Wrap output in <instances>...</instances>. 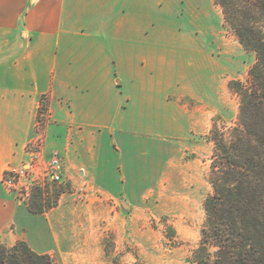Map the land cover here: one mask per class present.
I'll use <instances>...</instances> for the list:
<instances>
[{"label":"crops","instance_id":"0c3cea01","mask_svg":"<svg viewBox=\"0 0 264 264\" xmlns=\"http://www.w3.org/2000/svg\"><path fill=\"white\" fill-rule=\"evenodd\" d=\"M176 5L0 0L1 243L25 241L55 264H103L104 236L126 240L164 166L181 165L184 143L207 136L208 105L180 101H199L190 86L209 74L199 71L197 34L171 26ZM35 140L45 159H61L72 188L43 213L2 183L7 169L27 165Z\"/></svg>","mask_w":264,"mask_h":264},{"label":"trees","instance_id":"16d2710c","mask_svg":"<svg viewBox=\"0 0 264 264\" xmlns=\"http://www.w3.org/2000/svg\"><path fill=\"white\" fill-rule=\"evenodd\" d=\"M215 3L225 28L255 54V61L247 84L228 82L238 98L233 124L220 127L216 119L207 134L212 143L210 192L203 200L204 220L190 259L194 264H264V0ZM49 187L30 188L25 202L31 212L43 213L57 205L62 190ZM172 233L168 228L165 238L171 239ZM0 264L55 262L19 240L10 247L0 242Z\"/></svg>","mask_w":264,"mask_h":264},{"label":"rangeland","instance_id":"374dc122","mask_svg":"<svg viewBox=\"0 0 264 264\" xmlns=\"http://www.w3.org/2000/svg\"><path fill=\"white\" fill-rule=\"evenodd\" d=\"M175 1L177 18L170 22L171 26L197 34L196 38L193 36L192 42L194 38L198 39L193 46L199 48V64L206 67L199 71L202 75L209 74L207 79L200 78L197 84L190 86L199 101L189 96L180 101L188 106L208 105L213 112L210 126L216 119L220 127L232 125L238 98L228 87V82L248 83V69L255 61V54L246 51L225 28L221 8L215 0ZM211 75L214 76L212 80ZM39 111L38 130L46 118V101L41 102ZM191 138L184 143L187 147L182 164L173 160L164 166L158 187L149 190L147 212L144 217L135 214L136 224L127 229V239L116 244L112 235L104 236L106 259L103 264H194L190 256L200 238L203 200L210 192L207 172L211 145L207 144L206 135L196 134ZM21 182L29 188L35 185L31 176ZM45 185L61 189V194L72 189L69 183L46 181ZM168 228L173 230L171 239L164 236Z\"/></svg>","mask_w":264,"mask_h":264},{"label":"built area","instance_id":"2783aa9c","mask_svg":"<svg viewBox=\"0 0 264 264\" xmlns=\"http://www.w3.org/2000/svg\"><path fill=\"white\" fill-rule=\"evenodd\" d=\"M29 160L27 165L19 168H10L3 173L2 183L10 190H15L22 199H27L30 188L22 183L23 178L32 177L35 185L44 187L46 181L62 183L63 164L56 155L47 159L43 157L39 140L27 145Z\"/></svg>","mask_w":264,"mask_h":264}]
</instances>
